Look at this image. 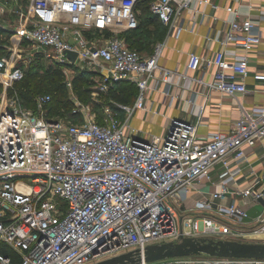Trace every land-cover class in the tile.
Returning a JSON list of instances; mask_svg holds the SVG:
<instances>
[{
	"label": "built area",
	"instance_id": "built-area-1",
	"mask_svg": "<svg viewBox=\"0 0 264 264\" xmlns=\"http://www.w3.org/2000/svg\"><path fill=\"white\" fill-rule=\"evenodd\" d=\"M7 1L0 0V11ZM140 1L29 0L8 55L0 56V264L12 262L6 250L19 255V264H94L137 250L143 254L146 246L178 242L181 235L237 240L248 223L249 233L264 234V209L252 217L234 201L210 217L199 215L211 209L207 199L187 211L174 207L201 178L211 182L216 170L220 191L213 199L230 193L228 183L248 163L247 148L264 140V107L250 111L241 106L230 130L210 136H201L197 123L184 120H174L173 131L164 136L138 137L128 130L135 111L146 110L149 81L160 68L162 44L144 58L116 35L137 27ZM206 6L219 7L211 0H152L150 9L171 25L184 10L202 14ZM225 10L232 18L219 40L220 50L211 57L190 52L187 69L211 68L207 86L237 98L249 91L244 82L249 57L261 38L257 23L239 8L226 5ZM105 31L113 35L107 37ZM24 42L61 68H93L106 79L135 83L133 104L120 106L125 118L111 114L80 124L50 119L45 115L49 94L36 96L35 112L23 108L8 93L25 75L19 64ZM231 45L239 49L233 58L226 56ZM67 50L77 54L73 63L64 55ZM253 77L264 81V71ZM263 180L264 175L258 176L235 192L257 202L264 199ZM189 262L169 258L138 264ZM203 262L264 264V259L209 257Z\"/></svg>",
	"mask_w": 264,
	"mask_h": 264
},
{
	"label": "crops",
	"instance_id": "crops-1",
	"mask_svg": "<svg viewBox=\"0 0 264 264\" xmlns=\"http://www.w3.org/2000/svg\"><path fill=\"white\" fill-rule=\"evenodd\" d=\"M218 4V8L206 6L202 14H193L190 9L184 10L168 29L161 45L158 59L160 68L154 78L149 81L146 91V110H137L133 114V123L138 128L147 130L137 132L138 137H148L151 134L164 136L172 119L192 121L198 124V133L201 136H210L218 131H228L240 115L241 106L247 110L257 111L264 107V81L255 80L254 74L264 71V0H211ZM226 5L239 8L243 16H249L257 23V30L261 42L251 52L249 57L250 72L244 82L248 92L234 98L217 90H211L207 83L212 80V69L202 68L198 72L187 69V60L190 52L201 56L211 57L221 45V39L227 20L232 15L225 10ZM181 29L179 30V28ZM154 48V49H155ZM154 52V50H153ZM152 53L145 51L141 55L146 58ZM239 49L233 45L226 49V56L233 58ZM166 76L167 81H163ZM160 78L161 80H159ZM201 79L197 82L195 79ZM137 116V117H135ZM264 140L254 147L247 148V160L240 165V171L228 183L230 193L223 198L213 199V194L220 191V178L218 170L212 174V181L201 178L194 184L186 195L179 208L187 211L195 207L197 202L207 199L211 202V209L199 215L215 217V209L220 205L236 202L247 208L253 217L264 209V199L252 201L243 198L235 191L249 186L258 176L264 175V161L261 154L264 151ZM235 162L231 168H235ZM264 188V180L261 182ZM250 224L240 229L242 234L236 237L239 240H255L264 237L260 233L253 235ZM250 237H254L250 239Z\"/></svg>",
	"mask_w": 264,
	"mask_h": 264
},
{
	"label": "rangeland",
	"instance_id": "rangeland-1",
	"mask_svg": "<svg viewBox=\"0 0 264 264\" xmlns=\"http://www.w3.org/2000/svg\"><path fill=\"white\" fill-rule=\"evenodd\" d=\"M149 2L150 0H143L136 6V28L142 24L145 16L150 14L147 9ZM28 3L29 0H8L3 9H1L0 28L4 30V32L0 34V52H2L4 46L10 44L8 41H10L11 35L15 32L21 22H23V13ZM126 31L127 30H124L116 35L125 39L124 37ZM155 31V37L157 35L161 36L163 33L162 29ZM138 32L139 31L137 29L136 33L138 34ZM147 38L150 39V37ZM124 41L131 44L130 40L127 38ZM156 43L158 42H155L153 50H155L154 48ZM4 50L7 49L4 48ZM4 50L3 53L6 52ZM21 50L22 52L19 63L23 66L26 75L30 72H34L37 76L41 77L47 74V69L50 68L49 66H52L53 68L56 67V65L45 56L36 55L37 49L32 44L24 42L21 45ZM61 70L64 76V81L66 82V90L62 93L52 95V101L45 107L46 116L47 114L48 116H57L56 118L63 121H70L75 124H80L89 119L103 121L104 118L111 114H117V116L122 120L125 118V112L120 106L124 104H133L134 97L137 92L135 83L125 79H118V81L122 82L118 86H126L128 89H126L123 93H116L114 79H106L98 70L76 65L68 68L62 67ZM75 77L80 78L77 84L73 82ZM158 79L161 80L160 78ZM21 105L27 110H32L33 112L36 111V109H33L34 107L32 103L28 104L25 102L21 103ZM133 118L131 117L127 120L126 124L128 130L146 132L147 130L138 128L134 125ZM174 207L180 210L178 205L175 204ZM211 238L228 239V236ZM253 238L254 237H250V239ZM237 240L246 242H264V237L261 236L255 240ZM186 258L188 261H191L189 264H204L203 261L207 260L209 256L197 255Z\"/></svg>",
	"mask_w": 264,
	"mask_h": 264
},
{
	"label": "trees",
	"instance_id": "trees-1",
	"mask_svg": "<svg viewBox=\"0 0 264 264\" xmlns=\"http://www.w3.org/2000/svg\"><path fill=\"white\" fill-rule=\"evenodd\" d=\"M141 1H143V0H141ZM140 2H138V4ZM151 2H152V0H150V2L148 4V8H147L150 14H147V16H145L142 24L138 28L127 29V31L125 32L124 38L125 39L127 38L128 40H130V43H131V44H128L126 42V44L130 48H133V49L139 51L140 53L142 51H145L148 54L153 52L152 50H153V46H154L155 42L163 41V39L166 35V32H167V29H168V26L163 24L159 20L158 16L151 11V9H150ZM137 29L139 31L138 34L136 33ZM159 29H162L163 33L161 36L157 35L155 37V34H156L155 30H159ZM145 30H146V32H145ZM2 32H4V30H2L0 28V34ZM104 33H105V36H107V37H110L113 35V33L110 31H105ZM147 37H150V39H148ZM125 39H123V40H125ZM9 45L10 44H7L6 46H4V48L7 50H4V48H3V50L6 52L3 53V50H2V52H0V56L8 55ZM36 55H41V54H39L37 52ZM55 65H56V67H54V68L52 66H49L50 68L47 69V74H45L41 77L37 76L34 72H30L27 75L25 74L24 78L22 80H20L19 82L14 84L13 88L10 90L8 95L9 96L16 95L19 98L21 103H25V102L28 104L32 103L33 107H34L33 109H36V102H35L36 96L41 95V94H49L51 96V100L48 102V104H49L52 101V95L62 93L63 91L66 90V82L64 81V76H63L61 67L57 64H55ZM79 80H80L79 77H75L73 82L77 84ZM120 83H122V82L121 81H115L116 86H114V87H116V90H115L116 93H123L126 91V89H128V87H126V86H123V87L118 86V85H120ZM1 92H2V86L0 84V94H1ZM137 94H138V88H137V92H136V95L134 97V100H135ZM47 117L50 119H56L57 116H48V114H47ZM6 253L11 256V259H12L11 264H19L20 257L16 252H14L12 250H6Z\"/></svg>",
	"mask_w": 264,
	"mask_h": 264
},
{
	"label": "water",
	"instance_id": "water-1",
	"mask_svg": "<svg viewBox=\"0 0 264 264\" xmlns=\"http://www.w3.org/2000/svg\"><path fill=\"white\" fill-rule=\"evenodd\" d=\"M64 55L73 63L76 52L65 51ZM174 120L169 125L168 134L174 129ZM206 255L214 258L264 259V242H246L233 239L180 236L178 242H163L146 246L143 254L138 250L96 262L94 264H138L142 261L154 262L169 258H186Z\"/></svg>",
	"mask_w": 264,
	"mask_h": 264
}]
</instances>
